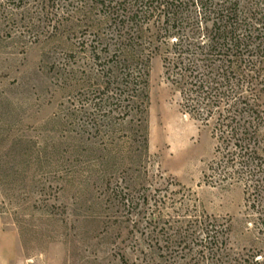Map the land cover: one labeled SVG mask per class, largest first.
Listing matches in <instances>:
<instances>
[{
  "label": "rangeland",
  "instance_id": "1",
  "mask_svg": "<svg viewBox=\"0 0 264 264\" xmlns=\"http://www.w3.org/2000/svg\"><path fill=\"white\" fill-rule=\"evenodd\" d=\"M9 5L0 0V221L16 236L12 264H164L148 246L143 199L180 185L229 229L234 256L258 253L253 264H264V216L246 205L241 185L206 182L212 128L182 111L160 55L149 64L147 147L102 143L82 132L85 117L65 116L70 101L102 82L92 50L81 48L87 34L73 28L83 13L35 40L14 28L26 15Z\"/></svg>",
  "mask_w": 264,
  "mask_h": 264
},
{
  "label": "trees",
  "instance_id": "2",
  "mask_svg": "<svg viewBox=\"0 0 264 264\" xmlns=\"http://www.w3.org/2000/svg\"><path fill=\"white\" fill-rule=\"evenodd\" d=\"M57 1L5 0L7 10L26 15V25L14 28L35 40L83 13L73 28L87 34L81 48L92 50L91 69L102 82L70 101L65 116L85 117L82 132L102 143L131 139L147 147L149 64L160 55L182 111L212 128L206 182L241 185L246 205L264 216V0H77L71 8ZM91 9L99 17H90ZM165 190L143 199L148 246L164 264L258 262V253L232 254L229 229L189 190Z\"/></svg>",
  "mask_w": 264,
  "mask_h": 264
},
{
  "label": "crops",
  "instance_id": "3",
  "mask_svg": "<svg viewBox=\"0 0 264 264\" xmlns=\"http://www.w3.org/2000/svg\"><path fill=\"white\" fill-rule=\"evenodd\" d=\"M16 236L11 230H4L0 221V264H12L15 258Z\"/></svg>",
  "mask_w": 264,
  "mask_h": 264
}]
</instances>
